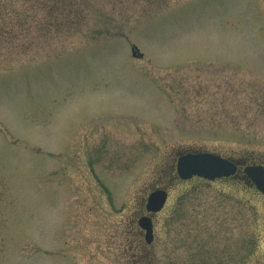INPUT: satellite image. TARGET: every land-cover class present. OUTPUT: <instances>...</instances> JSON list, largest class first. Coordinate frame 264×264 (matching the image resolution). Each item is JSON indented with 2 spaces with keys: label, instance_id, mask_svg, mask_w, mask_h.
Instances as JSON below:
<instances>
[{
  "label": "rangeland",
  "instance_id": "374dc122",
  "mask_svg": "<svg viewBox=\"0 0 264 264\" xmlns=\"http://www.w3.org/2000/svg\"><path fill=\"white\" fill-rule=\"evenodd\" d=\"M189 151L264 164V0H0V264H264V195Z\"/></svg>",
  "mask_w": 264,
  "mask_h": 264
},
{
  "label": "water",
  "instance_id": "95a60500",
  "mask_svg": "<svg viewBox=\"0 0 264 264\" xmlns=\"http://www.w3.org/2000/svg\"><path fill=\"white\" fill-rule=\"evenodd\" d=\"M236 166L221 156L209 153L186 154L178 158V174L182 178H188L193 174L214 178L216 176L228 175L235 171ZM244 172L254 182L257 189L264 193V166L248 165ZM166 198L164 190L153 191L147 200L146 208L149 211H157L161 208ZM139 224L146 230V240L152 238V224L149 217H141Z\"/></svg>",
  "mask_w": 264,
  "mask_h": 264
},
{
  "label": "flooded vegetation",
  "instance_id": "af4514ba",
  "mask_svg": "<svg viewBox=\"0 0 264 264\" xmlns=\"http://www.w3.org/2000/svg\"><path fill=\"white\" fill-rule=\"evenodd\" d=\"M235 163L237 164V169H238V171L234 174V175H231V176H228V177H221V178H215V179H213V180H221V179H234L235 177H237V175L238 174H240L241 173V175H243V177H244V179L246 180V182L247 183H250V184H252V182L247 178V176L242 172V170H241V164L238 162V161H235ZM176 170V169H175ZM177 174V173H176ZM178 177V176H177ZM193 177H197V176H193ZM199 178H201V177H199ZM201 179H204V180H207V181H213V180H208V179H205V178H201ZM253 185V184H252ZM166 190V189H165ZM154 213H156V212H148L147 211V214H144V215H147L148 217H150V219H151V222H152V238H151V241L149 242V243H147L146 242V239H145V230L141 227V226H139V223H138V220H137V225H138V231H139V233H143V237H144V241L147 243V244H150L151 242H152V240H153V238H154V222H153V217H152V214H154Z\"/></svg>",
  "mask_w": 264,
  "mask_h": 264
},
{
  "label": "trees",
  "instance_id": "16d2710c",
  "mask_svg": "<svg viewBox=\"0 0 264 264\" xmlns=\"http://www.w3.org/2000/svg\"><path fill=\"white\" fill-rule=\"evenodd\" d=\"M160 1L164 2L165 0H160Z\"/></svg>",
  "mask_w": 264,
  "mask_h": 264
}]
</instances>
